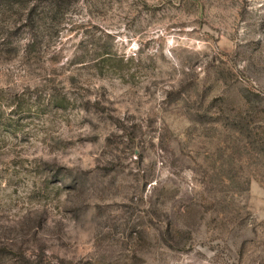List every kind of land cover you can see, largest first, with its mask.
Instances as JSON below:
<instances>
[{"label": "rangeland", "instance_id": "1", "mask_svg": "<svg viewBox=\"0 0 264 264\" xmlns=\"http://www.w3.org/2000/svg\"><path fill=\"white\" fill-rule=\"evenodd\" d=\"M0 264H264V0H0Z\"/></svg>", "mask_w": 264, "mask_h": 264}]
</instances>
